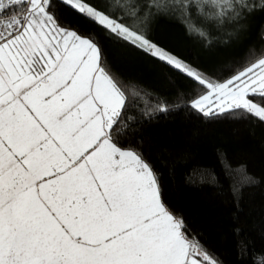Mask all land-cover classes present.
Returning <instances> with one entry per match:
<instances>
[{
    "label": "snow or ice",
    "instance_id": "snow-or-ice-1",
    "mask_svg": "<svg viewBox=\"0 0 264 264\" xmlns=\"http://www.w3.org/2000/svg\"><path fill=\"white\" fill-rule=\"evenodd\" d=\"M65 2L202 86L191 107L205 116L239 111L264 121V50L213 82L87 0ZM49 6L0 0V264H215L163 204L150 166L114 142L127 97L99 48L62 29ZM177 6L205 18L255 8L248 0Z\"/></svg>",
    "mask_w": 264,
    "mask_h": 264
},
{
    "label": "trees",
    "instance_id": "trees-1",
    "mask_svg": "<svg viewBox=\"0 0 264 264\" xmlns=\"http://www.w3.org/2000/svg\"><path fill=\"white\" fill-rule=\"evenodd\" d=\"M213 82L224 81L264 50V0L225 17L183 14L178 0H87ZM62 29L90 39L100 63L124 91L114 142L152 169L161 200L189 240L215 264H264V121L205 116L191 102L205 89L166 62L120 40L65 0H50ZM207 39L189 34L188 23ZM167 106L158 111V105ZM258 102V101H257ZM206 263V262H204Z\"/></svg>",
    "mask_w": 264,
    "mask_h": 264
},
{
    "label": "rangeland",
    "instance_id": "rangeland-1",
    "mask_svg": "<svg viewBox=\"0 0 264 264\" xmlns=\"http://www.w3.org/2000/svg\"><path fill=\"white\" fill-rule=\"evenodd\" d=\"M197 259H198V260H201L202 258H201V257H197ZM203 264H206V263L203 262Z\"/></svg>",
    "mask_w": 264,
    "mask_h": 264
}]
</instances>
